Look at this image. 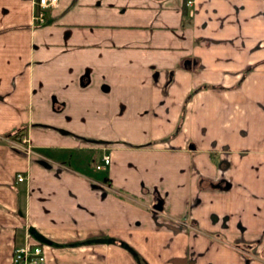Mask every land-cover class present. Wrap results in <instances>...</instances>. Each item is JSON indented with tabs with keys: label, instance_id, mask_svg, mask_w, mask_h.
Instances as JSON below:
<instances>
[{
	"label": "crops",
	"instance_id": "obj_1",
	"mask_svg": "<svg viewBox=\"0 0 264 264\" xmlns=\"http://www.w3.org/2000/svg\"><path fill=\"white\" fill-rule=\"evenodd\" d=\"M186 1L0 0V264H264V0Z\"/></svg>",
	"mask_w": 264,
	"mask_h": 264
},
{
	"label": "built area",
	"instance_id": "obj_2",
	"mask_svg": "<svg viewBox=\"0 0 264 264\" xmlns=\"http://www.w3.org/2000/svg\"><path fill=\"white\" fill-rule=\"evenodd\" d=\"M57 0H31V3L34 7L32 12V20L36 24H40L45 20V14L47 9L53 7L56 4ZM190 0H187L186 3H189ZM23 141V136L20 137ZM26 150H29L26 148ZM99 163L94 164L95 169H99L101 164H108L109 159L107 155H101L99 158ZM17 181H21L23 176L20 173H17L15 176ZM44 253L42 246L38 243L34 244H16L13 247L11 253V262L13 264H43L44 262Z\"/></svg>",
	"mask_w": 264,
	"mask_h": 264
},
{
	"label": "rangeland",
	"instance_id": "obj_3",
	"mask_svg": "<svg viewBox=\"0 0 264 264\" xmlns=\"http://www.w3.org/2000/svg\"><path fill=\"white\" fill-rule=\"evenodd\" d=\"M263 239V238H262ZM260 242V238H256L254 240L255 245H258ZM232 248L236 249L239 257L242 258V260L250 262L253 259H257V253L256 250L254 249V245L252 248L244 247V246H239V245H231Z\"/></svg>",
	"mask_w": 264,
	"mask_h": 264
},
{
	"label": "trees",
	"instance_id": "obj_4",
	"mask_svg": "<svg viewBox=\"0 0 264 264\" xmlns=\"http://www.w3.org/2000/svg\"><path fill=\"white\" fill-rule=\"evenodd\" d=\"M213 187H217V188H223L226 186L225 182L222 183L221 181H217V182H211L210 183Z\"/></svg>",
	"mask_w": 264,
	"mask_h": 264
},
{
	"label": "water",
	"instance_id": "obj_5",
	"mask_svg": "<svg viewBox=\"0 0 264 264\" xmlns=\"http://www.w3.org/2000/svg\"><path fill=\"white\" fill-rule=\"evenodd\" d=\"M155 207H156V208H159L158 204H157V205L155 204Z\"/></svg>",
	"mask_w": 264,
	"mask_h": 264
}]
</instances>
